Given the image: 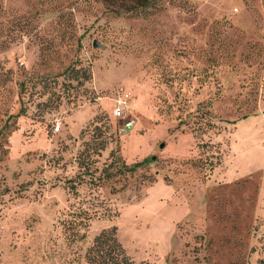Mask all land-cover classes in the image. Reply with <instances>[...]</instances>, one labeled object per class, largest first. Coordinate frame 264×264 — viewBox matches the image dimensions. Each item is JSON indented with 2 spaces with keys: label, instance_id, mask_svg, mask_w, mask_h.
Listing matches in <instances>:
<instances>
[{
  "label": "rangeland",
  "instance_id": "obj_1",
  "mask_svg": "<svg viewBox=\"0 0 264 264\" xmlns=\"http://www.w3.org/2000/svg\"><path fill=\"white\" fill-rule=\"evenodd\" d=\"M156 4L0 0V264H264V0Z\"/></svg>",
  "mask_w": 264,
  "mask_h": 264
},
{
  "label": "trees",
  "instance_id": "obj_2",
  "mask_svg": "<svg viewBox=\"0 0 264 264\" xmlns=\"http://www.w3.org/2000/svg\"><path fill=\"white\" fill-rule=\"evenodd\" d=\"M108 6L116 7L124 13L138 15V13L147 11L148 8L157 7V0H104ZM118 11V10H116ZM118 13V12H117ZM101 149H104L101 148ZM110 162L102 170L104 177H111V170L115 173L122 174L124 172H135L137 169L147 165L152 160L145 159L141 162H136L131 166H126L121 156L115 152L110 153ZM82 161L80 168L88 167ZM74 182L69 187L70 191H75ZM116 227L113 226L109 230H103L98 236L95 237L93 244L86 252V262L88 264H135L125 253L122 245L116 237ZM145 264V263H141Z\"/></svg>",
  "mask_w": 264,
  "mask_h": 264
},
{
  "label": "built area",
  "instance_id": "obj_3",
  "mask_svg": "<svg viewBox=\"0 0 264 264\" xmlns=\"http://www.w3.org/2000/svg\"><path fill=\"white\" fill-rule=\"evenodd\" d=\"M126 102L122 99H118L112 111V115L115 118H121L125 111ZM59 129V127L57 128Z\"/></svg>",
  "mask_w": 264,
  "mask_h": 264
}]
</instances>
